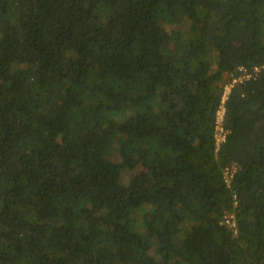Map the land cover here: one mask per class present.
<instances>
[{
	"label": "trees",
	"instance_id": "obj_1",
	"mask_svg": "<svg viewBox=\"0 0 264 264\" xmlns=\"http://www.w3.org/2000/svg\"><path fill=\"white\" fill-rule=\"evenodd\" d=\"M0 264H264V0H0Z\"/></svg>",
	"mask_w": 264,
	"mask_h": 264
},
{
	"label": "built area",
	"instance_id": "obj_2",
	"mask_svg": "<svg viewBox=\"0 0 264 264\" xmlns=\"http://www.w3.org/2000/svg\"><path fill=\"white\" fill-rule=\"evenodd\" d=\"M255 71H257V69H255ZM237 81H238L237 77H233L230 79L229 83L225 85L221 96L222 103L227 99L228 97L227 95L229 94L231 89L234 88V84ZM224 115H225V110L222 107L218 108L215 118V132H214V141L217 147L224 141L227 132L223 126ZM229 174H230L229 171H226L224 173V178L226 182H228ZM223 224L225 226H228V228L231 229L233 233H236V224L231 216L225 218Z\"/></svg>",
	"mask_w": 264,
	"mask_h": 264
},
{
	"label": "rangeland",
	"instance_id": "obj_3",
	"mask_svg": "<svg viewBox=\"0 0 264 264\" xmlns=\"http://www.w3.org/2000/svg\"><path fill=\"white\" fill-rule=\"evenodd\" d=\"M184 234H180V237H182ZM233 235H236V234H233Z\"/></svg>",
	"mask_w": 264,
	"mask_h": 264
},
{
	"label": "clouds",
	"instance_id": "obj_4",
	"mask_svg": "<svg viewBox=\"0 0 264 264\" xmlns=\"http://www.w3.org/2000/svg\"><path fill=\"white\" fill-rule=\"evenodd\" d=\"M222 95V94H221ZM223 121H224V119H223ZM224 126V125H223Z\"/></svg>",
	"mask_w": 264,
	"mask_h": 264
}]
</instances>
